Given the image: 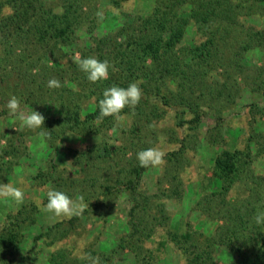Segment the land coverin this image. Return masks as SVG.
<instances>
[{"label":"rangeland","instance_id":"374dc122","mask_svg":"<svg viewBox=\"0 0 264 264\" xmlns=\"http://www.w3.org/2000/svg\"><path fill=\"white\" fill-rule=\"evenodd\" d=\"M45 1L58 11L59 0ZM153 4V0H128L115 8L108 0H86L84 22L76 31L74 42L56 47L59 49L57 57L51 59L44 49L39 52L42 60L37 62L38 68L31 67L27 63L29 59L0 63V184L9 183L24 192L21 202L0 198V234L12 229L22 236L19 251L14 255L10 253L11 249L5 251L6 260L16 262L21 254L30 258L29 264H50V254L62 251L88 262L104 254L108 257L107 264H133L136 255L142 254L152 264H185L180 250L166 239L167 232L189 230L195 237L203 239L213 236L222 225L214 206L208 213L201 208L207 205L203 203L205 195L217 190L211 186L215 156L222 149L242 150L251 128L264 136V77H254L257 68L264 67V57L257 50L247 53L243 74L228 71L232 75L231 83L238 88L235 99L204 108L205 115L195 130L179 124L180 109L165 105L161 98L165 90H157L154 85L146 89L140 104L134 108L126 106L118 118L111 116L113 127L102 129L99 134L71 130L55 120L62 111L49 98L34 104V97L27 96V92L34 91L29 79L40 74L42 68L65 67L69 62L78 63L85 57L97 59L89 54L92 39L110 31L117 36L116 30L122 25L138 24L149 14ZM240 22L245 28L264 29V13L242 17ZM202 40L190 22L182 45L194 46ZM3 49L0 47V58ZM212 76L220 83L226 80V72L221 68ZM64 83L69 85L67 81ZM67 88L77 91L71 85ZM10 96L20 100L14 115L6 106ZM79 104L81 115L94 108L93 99L80 100ZM142 105L147 113L155 112L157 119L149 117L150 122L140 132L141 142L135 140L138 145L133 148L130 145L135 137L130 134V129L134 128L132 114L135 107ZM32 110L44 117L45 129L33 132L22 126L21 115ZM181 116L182 120L189 119L186 113ZM123 130L129 133L124 134ZM182 140L186 146L185 160L174 169L167 163V157L179 149ZM148 148L160 150L163 156L160 164L147 167L136 184L138 197L148 198L146 224L154 225L151 236L142 239L139 243L142 249L136 250L135 254L126 243V246L120 245V240L126 239L129 233L128 212L133 205L124 187L129 178L125 168L137 160L134 157L138 151ZM170 168L171 176L168 177L166 170ZM253 169L264 176V154L254 160ZM172 176L175 181L170 178ZM174 187L176 194L168 196L166 191ZM51 188L63 191L73 199L82 195L84 206L80 214L53 218L45 213L42 208L46 203V192ZM245 196V188L236 185L226 199L238 201ZM59 222L62 224L59 238L51 243L55 235H52V228ZM213 248L218 264H228L236 259L234 253L223 246L213 245Z\"/></svg>","mask_w":264,"mask_h":264},{"label":"trees","instance_id":"16d2710c","mask_svg":"<svg viewBox=\"0 0 264 264\" xmlns=\"http://www.w3.org/2000/svg\"><path fill=\"white\" fill-rule=\"evenodd\" d=\"M126 1L108 0L115 8ZM59 2L56 11L45 0H0V47L4 48L0 63L29 59L27 63L38 68L37 62L42 60L40 51L45 49L53 59L59 50L56 47L69 46L74 42L73 37L84 22L86 0ZM153 3L149 14L138 24L122 25L116 30L117 36L110 31L92 39L89 54L99 60H107L111 66L107 79L92 83L79 70L77 62H69L65 67L42 68L40 74L29 79L34 91L27 92V96L34 97V104L49 98L62 111L55 120L71 130L99 134L102 129L114 125L111 116L98 119V101L106 88L113 85L126 88L135 82L143 90L142 97L146 89L154 85L157 90H165L161 97L165 105L180 109L179 124L195 130L205 115L204 108L235 99L238 88L231 83L232 75L228 71L243 74V61L251 50H257L264 57V29L245 28L240 22L242 17L263 14L264 0H153ZM190 22L203 40L198 45L184 46L182 42ZM218 68L226 72V80L222 83L212 76ZM254 77H264L263 66L257 68ZM51 79L60 81L61 87H48ZM65 81L77 91L67 88L69 85ZM88 99L94 100V108L81 115L79 101ZM146 111L143 105L137 106L132 114L134 128L129 131L135 135L130 141L133 148L141 142L140 132L147 127L149 117L156 118L155 112ZM183 113L189 115L188 120H182ZM215 113L220 114L216 110ZM122 133L129 132L123 130ZM217 134L220 137L219 131ZM185 148V140H182L179 149L167 157V163L174 169H178L185 160ZM262 154L264 136L251 128L242 150L222 149L215 156L211 186L217 190L205 195L203 203L207 205L201 210L208 213L214 206L222 225L213 236L203 239L195 237L189 230L167 232L166 239L180 250L185 264H218L213 245L223 246L234 253L236 259L228 264H264V224L254 221L257 211L264 210V176L256 174L253 169L254 160ZM128 165L125 175L129 178L124 187L133 205L128 212L129 233L126 239L120 240V245L126 246V243L136 254V250L142 249L139 244L142 239L151 236L154 224H146L148 198L140 199L135 193L136 184L147 168L140 167L137 160ZM171 170H166L168 177ZM170 178L172 181L176 179L174 176ZM236 185H242L247 196L238 201H228L226 196ZM166 192L173 196L177 190L174 187ZM61 226L59 222L52 228V235H55L51 243L59 238ZM20 237L21 234L19 236L12 229L0 234V264H29L30 258L25 255L20 254L16 262L3 256L8 249L12 254L19 251ZM101 255L99 264H107L108 257ZM136 259L133 264H152L142 254L136 255ZM49 263L92 264V261L70 257L59 251L50 254Z\"/></svg>","mask_w":264,"mask_h":264},{"label":"clouds","instance_id":"9594fccd","mask_svg":"<svg viewBox=\"0 0 264 264\" xmlns=\"http://www.w3.org/2000/svg\"><path fill=\"white\" fill-rule=\"evenodd\" d=\"M110 64L107 60H99L91 57H85L78 61V68L86 75V79L92 83L103 81L108 78L110 71ZM48 87L59 88L61 87L60 81L51 79L48 81ZM142 91L137 83H130L126 88L113 85L103 91L102 98L98 101L99 116L98 119L102 120L104 117L113 116L119 117L122 109L133 107L139 103ZM7 108L10 114H16L20 100L16 96H10ZM22 126L30 131H37L45 129L43 127L44 117L36 111H31L27 115L20 117ZM45 135L43 131L40 133ZM163 153L156 148L143 149L137 152L136 159L138 165L142 168L149 166H156L162 162ZM24 192L21 188L16 187L9 183L0 184V198H11L16 202L23 200ZM83 196H78L73 199L65 192L51 188L46 192V203L43 205L42 210L50 214L53 218L58 217H71L79 215L84 204ZM254 221L257 224H264V210L257 211L254 216ZM87 255V254H85ZM83 258V257H82ZM92 264H99V257L92 259Z\"/></svg>","mask_w":264,"mask_h":264}]
</instances>
